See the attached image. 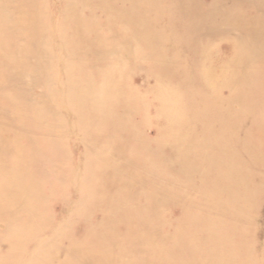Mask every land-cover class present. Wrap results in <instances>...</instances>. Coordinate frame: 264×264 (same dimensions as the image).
Returning a JSON list of instances; mask_svg holds the SVG:
<instances>
[{
  "label": "bare ground",
  "instance_id": "obj_1",
  "mask_svg": "<svg viewBox=\"0 0 264 264\" xmlns=\"http://www.w3.org/2000/svg\"><path fill=\"white\" fill-rule=\"evenodd\" d=\"M19 1L21 7L11 11L10 0H0V70L3 63L24 65L30 46L37 45L47 22L40 13L42 5L36 6L34 0ZM111 1L102 0L100 4L104 6L100 12L92 8L85 15L95 20L91 23L69 20L74 8L67 4L66 15L62 19L67 24L62 22L58 30L61 47L68 56L64 70L66 78L60 83L65 94L63 102L72 114L73 126H79L81 138L87 143L81 176L71 174L73 188L81 197L80 211L87 220L79 234H74V229H66L73 239V259L60 254L56 246H48L43 250L42 260L28 264H140L141 260L132 254V249L139 246L150 249L155 264H249L252 250L247 247L242 252L236 251L234 241L226 240L227 234L217 230L222 220L213 219L208 223V219L198 213L182 212L171 222L166 221L162 217V195L179 196L185 191L179 178L159 174L155 170L173 163L182 164V173L189 177L190 169L199 168L212 197L223 196L231 201L228 204H242L236 201L240 189L248 182L252 167L264 161V129L257 128L251 137L245 129L247 121L232 114L229 106L241 100L254 110L264 112V104L257 106L253 103L264 89L259 55L245 41L228 42L225 51L214 48L223 58L218 66L211 63L206 52L199 57L195 68L186 72L171 63L176 45L167 50L158 46L160 32L150 26L148 17L154 4L135 0L134 10L123 12L111 7ZM171 2L174 5L171 10L175 13L172 14L182 27L179 31H172L184 42L183 46L197 52L192 36L198 29L209 30L211 15L216 10L203 12L200 21L196 22L194 12L186 9L188 4L197 0ZM236 2L241 5L247 0ZM141 4L144 8L138 12L137 7ZM106 15L113 28L96 42L86 41L85 33L89 27H100ZM104 23L108 24L106 20ZM117 23L121 27L118 28ZM247 23L239 22L243 27ZM69 28L74 37L70 40L66 36ZM257 32L254 30L252 36L260 33ZM19 34L26 35L28 46L18 41ZM40 44L46 49L43 39ZM93 51L98 53L102 63H107L97 71L90 61L84 59ZM113 52L132 57L137 68L144 70L141 82L146 85V92L152 93V102H147L139 94L140 85L126 74L124 62L115 59ZM244 66L248 72L242 71ZM47 75L45 82L50 83L51 75ZM191 77L197 81V87L185 85ZM223 87L231 89L230 98L220 96L219 90ZM0 93L5 97L6 105L14 110V120L18 122L16 125L0 123V211L9 220H18L16 229L21 234L45 222L43 202L54 181L47 182L43 176L45 172L51 178L63 180L65 154L62 141L65 133L59 124L54 127L40 122L47 115L45 110L21 102L16 94L5 92L1 85ZM188 93H192L198 102L193 103ZM122 106L130 109V116L139 114L141 121L135 123L131 117L119 116L118 110ZM150 106L154 107L155 115L148 112L149 108L153 109ZM200 106H206L207 110L200 114ZM178 116L184 117L185 124L176 125ZM28 120L32 122L30 125L26 124ZM146 120H154L160 126L159 142L145 139L142 124ZM248 122L252 127V122ZM214 125L218 126L217 131ZM58 128L60 131L56 134ZM162 148L169 150V158L159 157L157 149ZM249 153L253 157H244ZM204 155L210 159L202 160ZM120 158L126 159V166L118 163ZM36 170H39V177L33 172ZM132 181L141 182L151 189L145 190L143 197H136L128 205L127 192L120 184L125 186ZM192 197L195 207L203 210L215 202L204 195ZM231 213L235 212L232 210ZM120 218L127 224L123 235L114 228ZM183 221H186V226ZM246 236L248 238L247 232L243 231L242 238ZM25 238L26 235L21 234L7 239L0 264H14V260L24 253L20 247ZM168 241H172V247L164 248ZM192 246L198 250L197 255L191 252ZM256 250L257 246L255 253L258 254L254 257L259 264H264V243Z\"/></svg>",
  "mask_w": 264,
  "mask_h": 264
},
{
  "label": "rangeland",
  "instance_id": "obj_2",
  "mask_svg": "<svg viewBox=\"0 0 264 264\" xmlns=\"http://www.w3.org/2000/svg\"><path fill=\"white\" fill-rule=\"evenodd\" d=\"M34 1L36 6L42 5L40 13L47 18L42 36L37 41V45H35V43L30 46L31 51L26 57L24 65L2 64L0 70V85L5 92L16 94L21 102H24L25 104L30 103L45 110L47 115L42 121H40L41 123H49L54 127L58 124L61 126L60 129L65 133V138H63L62 141V149H64L65 154L63 170L64 178L60 181L55 177L51 178L50 174L45 175L44 172L43 177L45 181H54L53 188L48 189L47 197L43 202L45 222L41 226L30 228V231L28 232L25 231L21 233L22 235H26V238L20 247V250L24 251V253L14 260V264H28L31 261L36 263L37 260H42L44 257L42 255L43 250L48 246H56L60 254H64L73 259L74 252L71 251L73 239L66 229H74V234H79V230H83L82 226L87 220L83 211H80L81 209L79 205L81 203V197L73 188L71 177L72 173L79 174L80 176L82 174L83 155L86 152L87 143L81 138L79 133L80 129L78 128L79 126H73L72 114L70 113L68 106L63 102L65 94L62 89V84L60 86V83L64 82L66 78L64 70L66 68L68 56L65 50L61 47L62 41L58 36V30L62 22L67 24L65 19L62 20L66 15L67 4H72L74 8L72 10V18L68 17L70 18L69 20H83L89 23L94 22L95 20L89 18L90 16L88 17L85 15L89 14L92 8H96V11L100 12L102 10L101 7L104 6L103 3L100 4L102 0ZM143 1H148L154 4L151 12L149 11L150 14L148 17H150V26H152L154 30L160 32L158 46L165 50L171 49L173 45H176L177 47L174 46L176 49L171 58V63L175 66L189 72L193 70L199 62V57L206 52L210 56L211 63L214 66H218L223 58L221 55L217 54L214 48H222V50L225 51V49L228 48V42L240 43L241 41H245L248 46L252 47L256 54L259 55L258 59L261 61V70L264 72V0H247L245 4L241 5H238L236 0H197V2L188 4L186 10L188 12H194L196 22H198V20L200 21L203 12L209 11L210 9L212 10L213 8L216 10L211 15L212 18L210 22L212 25L209 30L203 31L204 28H201L202 30L198 29L195 36H192L194 39V45L198 48L197 52H193L183 46L184 42L178 39L176 33L172 31H179L182 27L180 26L178 19L173 15L175 13L172 12L171 9L174 5L171 0ZM19 2V0H10L9 9L14 11L15 8L21 5ZM111 4V7L119 11L129 12L134 10L135 0H112ZM142 8H144L142 4L137 7L138 12L142 11ZM107 17L109 18L108 15L103 17V23H101L100 27H89L90 29L85 33L86 41L96 42L101 35H105L108 30L113 28L111 24L108 23L106 19ZM105 20L108 24L104 23ZM241 21L248 22V26H246L249 28L241 26L239 24ZM116 25L118 28L121 27L120 23H117ZM66 27L68 28L67 25ZM245 28L246 30L248 29V31L243 33L246 31L244 30ZM254 30H258L260 33L257 32L259 34H256V36L253 37L252 33H254ZM249 33H251V35H249ZM64 34H66L65 31ZM66 36L69 40L73 37L71 29L69 30V33L67 32ZM17 38L22 44H27L26 35L19 34ZM41 39H43L46 49L41 47ZM37 49L39 52L36 51ZM113 56L115 59H121L124 62V71L126 74L133 77V81L140 85L139 94L143 95L147 102H152V93L146 92V85L141 82V77L145 74L144 70L137 68L134 59L130 56H124L117 52H113ZM84 59L90 61L94 71L100 70L102 66L107 65L104 61L102 63L98 53L94 51L87 53ZM105 59L106 56H104V60ZM44 61H46V64H44L45 66L43 65ZM242 71L248 72L245 66L242 67ZM47 74L51 75L52 80L50 83L45 82V79L49 76ZM261 78H264V75ZM179 81L182 82V80ZM185 82V85H188L189 88L197 87L198 85L197 81L192 77L188 78ZM262 91L261 95H258L254 99V105L261 106L264 104V89H262ZM219 94L223 98L228 99L231 97L232 92L229 87H223L219 90ZM188 95L193 103L198 102V99L195 98L192 93H188ZM0 102L3 103L0 108V123L7 125L18 124V122L14 120V110L11 106L6 105L7 103H5V97H3L2 93H0ZM8 107L10 108L7 109ZM229 107L232 114L239 116L243 121H247L248 125L245 126V129L249 132L251 137L257 132V128L264 129V112L254 110L252 106L246 105L244 102H241V100L238 102H232ZM129 110L130 109L127 106H122L118 110V115L125 118L131 117L133 122L139 123L141 121V116L139 114L130 116ZM206 110V106H200L198 112L201 114ZM148 112L150 115H155L154 107L152 110L149 108ZM254 116L257 118L256 123L254 122V120H256ZM183 118L184 117L182 116L176 117V125L180 126L185 124ZM248 120L252 122V127ZM30 123H32L30 120L26 122L27 125H30ZM213 128L217 131L218 126L214 125ZM60 129L58 128L56 134H59L58 132ZM142 132L145 139L148 141L159 142L160 126L154 120L144 121L142 124ZM157 150L159 152V157L162 156V158H169V150L167 148ZM93 152L96 153L94 150ZM204 156L205 157H203L202 160L210 159L209 156ZM244 157H253V155L249 153ZM118 163L121 166L127 165L125 158L118 159ZM182 166V164L173 163L166 166V168L162 167V169L155 170L159 174H169L170 176L173 175L179 178L181 184H178H180L181 188L185 191L179 196L169 195L165 197L162 195V202L159 197L164 212L162 217L169 222L177 214L189 212V214L192 215H194V213L202 215L208 219V223H210L209 220L220 219L222 222L217 226V230L223 232L224 235L227 234L228 237L226 236V240L231 239L232 242L234 241V244L237 246L236 251L242 252L247 247L249 250H252L253 257L248 263L259 264L254 255L258 254L255 253L256 246L258 250V245L264 243V161L260 165H254L252 167V170L248 175L249 177L247 178L248 182H246V184L240 189L237 195L238 199H236V201L242 202V204L238 206L228 204V202L231 201L225 200L227 198H224L223 196H215L216 198L212 197L211 189L200 173L199 168L198 170L194 168L190 169L191 172H188L189 177H186V175L182 173ZM33 172L37 173L38 177L40 176L39 170ZM112 174L114 173L112 172ZM115 174L118 175V171H116ZM143 185V183L136 181L129 182L125 184V186L120 184L121 187L125 188L124 192L125 190L127 192V200L129 201H127L128 205L134 201L136 197H143L142 193L146 192L147 189H151L150 187ZM171 186L172 188L176 187L174 185ZM197 194L204 195L205 198L211 197L215 202L212 205H207L205 210H203L202 207H195L196 203L191 201L193 199L192 196H196ZM113 199L114 198L109 200ZM232 210L235 213H231ZM17 221V219L9 220L6 214L0 211V255L5 251L2 248H4L3 245L10 236H21V234L17 233ZM183 223L186 226V221H183ZM166 225L168 226V224ZM114 228L118 234H125L127 230L126 221L121 218L118 219L114 224ZM169 228L170 227H168L167 230ZM243 231L248 234V238L247 236L245 237L247 242L242 238ZM148 234L154 233L148 232ZM171 243L172 241L164 243V248L172 247ZM130 246L131 244L128 245L129 249L131 248ZM192 247L195 248L194 246ZM193 248V251L191 252H193L194 255H197L198 250ZM132 254L134 257L141 260L140 264H155L152 252L149 248H146V246L136 247L135 250L132 249ZM244 261H246V259H244Z\"/></svg>",
  "mask_w": 264,
  "mask_h": 264
}]
</instances>
